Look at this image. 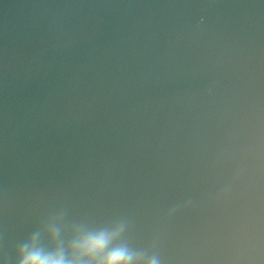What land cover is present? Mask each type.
<instances>
[{"label":"water","instance_id":"water-1","mask_svg":"<svg viewBox=\"0 0 264 264\" xmlns=\"http://www.w3.org/2000/svg\"><path fill=\"white\" fill-rule=\"evenodd\" d=\"M117 220L264 264V0H0V264Z\"/></svg>","mask_w":264,"mask_h":264},{"label":"clouds","instance_id":"clouds-1","mask_svg":"<svg viewBox=\"0 0 264 264\" xmlns=\"http://www.w3.org/2000/svg\"><path fill=\"white\" fill-rule=\"evenodd\" d=\"M127 228L124 220L101 227L78 224L67 238L37 229L18 245L16 264H163L152 249L134 247L125 238Z\"/></svg>","mask_w":264,"mask_h":264}]
</instances>
